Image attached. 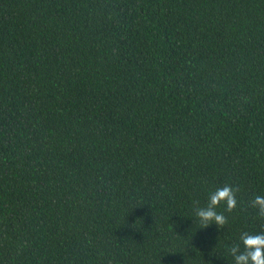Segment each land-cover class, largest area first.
<instances>
[{"label": "trees", "instance_id": "obj_1", "mask_svg": "<svg viewBox=\"0 0 264 264\" xmlns=\"http://www.w3.org/2000/svg\"><path fill=\"white\" fill-rule=\"evenodd\" d=\"M257 195L264 0H0V264H233Z\"/></svg>", "mask_w": 264, "mask_h": 264}, {"label": "clouds", "instance_id": "obj_2", "mask_svg": "<svg viewBox=\"0 0 264 264\" xmlns=\"http://www.w3.org/2000/svg\"><path fill=\"white\" fill-rule=\"evenodd\" d=\"M223 203L227 210L237 206L236 189L230 185L218 187L208 195L206 206L195 209L194 218L203 225L222 226L227 222L226 216L217 211V206ZM253 207L264 215V195L255 196ZM233 264H264V232L255 234L241 233L239 242L228 250Z\"/></svg>", "mask_w": 264, "mask_h": 264}]
</instances>
